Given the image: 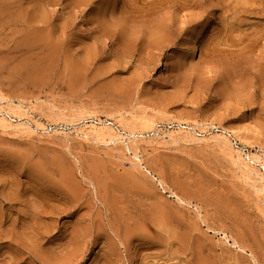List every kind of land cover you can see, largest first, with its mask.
<instances>
[{"label":"rangeland","instance_id":"374dc122","mask_svg":"<svg viewBox=\"0 0 264 264\" xmlns=\"http://www.w3.org/2000/svg\"><path fill=\"white\" fill-rule=\"evenodd\" d=\"M8 108L0 264H264V0H0Z\"/></svg>","mask_w":264,"mask_h":264},{"label":"bare ground","instance_id":"6f19581e","mask_svg":"<svg viewBox=\"0 0 264 264\" xmlns=\"http://www.w3.org/2000/svg\"><path fill=\"white\" fill-rule=\"evenodd\" d=\"M3 111V110H1ZM0 111V112H1ZM5 111V110H4ZM14 117V120H12L11 118ZM27 120L28 117H22L21 115H17L15 114L14 110H11V108H8L6 110V114H2L1 113V117H0V128L2 129H8L11 128L12 126H23L22 129L24 130H29L32 132H35L36 130L33 128V126L29 125L28 122H23V123H17V124H13V122H18L20 120ZM99 124V125H98ZM140 126L144 127L141 130L138 131V127L136 125H128L124 128L129 130V134H132L133 136H135L136 134H142L144 133L146 130H151L153 129L156 130V122L152 119H148V118H142L141 121H139L138 123ZM37 129L40 130H46V128L44 126H36ZM193 126H179V131L182 133H186V134H192L191 130L193 129ZM145 130V131H143ZM82 133L84 135H86L87 137H89L90 135H93L95 137V139L103 141V142H110V141H115L118 139H124V135L120 132H117L110 124H106L103 121H100V123H93L89 125V129L86 131V129H84V131H82ZM227 138V137H224ZM109 139V140H108ZM239 158L240 155H238ZM253 163L255 162H260V160L253 158ZM245 167L247 165H249L247 162H243ZM263 181H264V175H263Z\"/></svg>","mask_w":264,"mask_h":264}]
</instances>
